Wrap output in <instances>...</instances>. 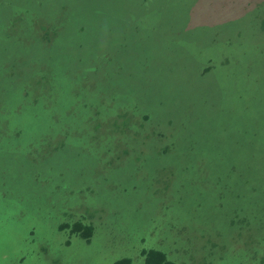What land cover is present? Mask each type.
Wrapping results in <instances>:
<instances>
[{
  "label": "rangeland",
  "instance_id": "374dc122",
  "mask_svg": "<svg viewBox=\"0 0 264 264\" xmlns=\"http://www.w3.org/2000/svg\"><path fill=\"white\" fill-rule=\"evenodd\" d=\"M46 1L44 9L36 8L30 16L35 23L46 14L42 18L48 23L37 21L36 30L41 25L48 28L50 23L59 27L67 20V14L76 12L86 13V27L89 29L94 26L92 20L99 17L100 8L106 6L103 2L119 0ZM219 1L166 0L162 7H165L169 27L153 32L145 29L148 34L130 38L126 47L131 61L123 63L122 67L133 71L136 80L126 85L128 79H119L117 84L122 92L138 96L139 109L146 106L152 110L151 120L132 112L133 127L143 132L136 139H130L128 127L113 124L120 111L107 117V128L105 125L95 128L87 118L88 126L83 124L81 133L75 132L74 136V140L77 134L80 137L74 149L79 159L55 162V169L47 171L46 159L42 155L48 148L60 144L55 129L73 126L77 119L72 114L79 110L78 101L89 102L100 96L101 73L86 69L90 64L87 52H71L72 58L80 53L78 57L83 60L66 66L55 79L48 78V74L43 80H37L48 82V87L55 89L56 102L47 108L54 117L44 116L46 104L42 100L34 105L26 101L28 96L10 101L17 113L18 123L13 124V128L28 126L23 114L21 116V101L26 102L31 112L29 147L34 155L19 152L7 157L6 164L12 177L4 182L11 185L0 187V198H7L12 203L8 200L0 202V264H114L122 258H130V264H144L143 252L147 249H160L177 264H264V173L249 174L254 184L251 187L247 183L250 178L246 175L240 177L237 172L208 175L206 170H185V165L190 163L185 158H156V149L165 145L164 138L170 133L194 151L209 146V130L205 124L186 140L190 126L195 128L198 122L191 118L192 114L199 116L202 110L194 99H186L183 111L179 110L182 85L175 99L176 110L172 100H165L160 110L148 104L151 103V94L161 95L164 88L175 81L181 80L190 87L204 66L217 62L214 59L217 56L226 53L228 60L231 59L229 52L236 56L247 54L252 62L259 57L260 62L256 64L259 66L255 68L263 70L256 73V77H260L257 95L264 98V87L260 86L264 80V0H226L229 11L235 15L225 14L228 22L217 21L220 14L215 11V5ZM113 17L116 19L117 16ZM112 25L115 27L116 22ZM19 28L18 22L14 26H3L0 20V59L9 50L13 34ZM186 36L199 44L198 56L192 63L199 62L200 65L204 60L201 68L182 65V58L186 63L189 60L182 45ZM72 42L69 43L73 45ZM23 43L26 45L25 40ZM63 45L64 49L58 55L53 53L51 45L47 46L50 54L59 57L50 59L57 69H60V63L64 65L69 59V51L65 49V43ZM212 53L217 56H211L214 60L207 62ZM139 60L144 62V68ZM239 60L241 62L242 58ZM39 68L43 70L40 75L44 74L41 60ZM219 70L206 73L210 82L212 78L214 81L221 78V71L217 74ZM168 92L171 93V89ZM223 102L229 104L230 98L222 99ZM210 103L217 104V100ZM99 106L100 100L92 108ZM185 113L190 119L184 118ZM158 117L165 119V123ZM169 117L172 121L167 120ZM182 120L187 123L185 128ZM258 122L259 119L248 122L245 125L248 133L243 127L242 134L236 137L249 138L251 127L257 126ZM117 129L128 134L126 141L121 139L122 130ZM46 138L44 147L40 148L38 142ZM174 145L169 150L177 151V143ZM262 151L264 156V148ZM4 160L1 158L0 162L5 165ZM66 198L71 203L68 204ZM14 201L22 208L15 206ZM35 205L40 207L39 215L30 220V208ZM72 210L77 218L93 221L94 231L89 242L73 235L76 237L70 236L71 243L64 245L67 236L55 231L60 222L69 219ZM45 237L52 242L47 249L43 241ZM233 241L236 242L232 244Z\"/></svg>",
  "mask_w": 264,
  "mask_h": 264
},
{
  "label": "trees",
  "instance_id": "16d2710c",
  "mask_svg": "<svg viewBox=\"0 0 264 264\" xmlns=\"http://www.w3.org/2000/svg\"><path fill=\"white\" fill-rule=\"evenodd\" d=\"M165 1L119 0L117 2H103L106 6L100 8L99 17L92 20L94 26L89 29L86 27V13L81 15L76 12L67 14L65 16L67 20L65 21L64 18H60V21L64 22L59 27L50 23V27L46 28L41 25L40 29L36 30L37 21H41L42 23L46 21L48 23L46 18H42L46 14L44 13L39 17L35 23H33L30 16L33 15V10L36 8H39L40 11L44 9L47 6L45 2L48 1L0 0V20L2 25L10 24L14 26L18 22V26H20L13 34L9 50L0 59V89L3 88L0 100V159H5V165L0 162V187L2 185L6 187L7 185H11L4 182V180L7 181L12 177V171L6 164L7 157L19 152H26L27 156L30 154L29 152L34 155L31 146L29 147L30 124L32 125L31 112L26 102L21 101L20 105L23 109L21 116L23 114L26 123L28 122V126L22 129L13 128V124L18 122L16 121L17 113L12 103L10 104V101H18L17 99L28 96L26 101L32 105L38 100H42L43 104H46L44 116L54 117V114L49 113L47 108L51 103L56 102L55 89L48 87V82H39L37 80H43L48 74H50L48 78L55 79L56 75L65 69L66 66L72 62H81L83 60V58L78 57L81 52L90 54L86 56L90 61L86 69L101 73L98 91L100 96L93 97L89 102L78 101L79 110L77 112L75 110L72 114L77 119V121H74L73 126H62L55 129V133L60 136V144L48 148L47 153L42 155L46 159L47 171L55 169V162H62L67 159L73 161L79 159L74 149L79 143L80 137L77 134L74 140V136L75 132L81 133L83 124L88 126L86 122L87 118L93 123V127L95 128L104 125L106 127L107 117L110 118L112 114L120 111L113 120L115 121L113 124L115 126L122 124L123 127H128L130 139H136L137 135L140 137L143 134L141 130L133 127L131 114L133 111H136L138 114H142V118L145 117L146 120H151L152 110H149L146 106L139 109L138 96L122 92L119 89L117 81L119 79H128L126 85H130L133 80H136L133 71L122 67L123 63L131 61V57L127 54L128 47H126L130 38H140L148 34L145 33V29L153 32L158 29L165 30L166 27H169L165 7H162ZM225 1L220 0L215 5V11L220 14V18L217 21L223 20V22H228L225 14L235 16L229 11L230 9L227 7ZM237 5L239 6V4ZM114 15L117 16L116 19L113 17ZM114 22H116L115 27L112 25ZM31 23L33 24L30 25ZM73 29L74 34H71ZM47 30L50 31L47 33ZM17 36L18 41H15ZM197 39L199 40V37ZM23 40L26 41V45H24ZM72 40L73 45L69 43ZM63 43H65V49L69 51V59L64 65L60 63V69H57L50 59L57 60L59 58L55 55H58L64 49ZM106 44H108V48H106ZM48 45H51L55 51L53 52L55 55L49 53L47 50ZM182 45L189 58L187 63L182 58V65L201 68V63H204V60L200 65L199 62H196V64L192 63L199 53L197 41L193 42L186 36L182 41ZM23 50L26 53L18 55L19 53H24ZM77 51L80 53H77L76 57L72 58L70 53ZM10 55L12 56L10 57ZM211 56L217 55L214 53L209 54L207 62L214 59H217V62L212 66H208V64L204 66L203 71L201 70L197 73L199 75L198 79L191 81L190 87L181 80L175 81L174 84L164 88V92L161 95L155 96L151 94V103L148 104L160 110L165 100H172L175 103L177 92L182 85L179 110L183 111V103L186 99H194V103L199 105L202 110L198 113L199 116L192 114L191 118L198 122L195 128L192 125L190 126L186 140L192 138L195 131L205 124L209 130V146H204L202 149L194 151L193 148L188 147L185 142L182 143L180 140L175 139L173 133H170L164 138L165 145H161L156 149V158L162 157L169 160H181L185 158L186 161L190 162L185 165V170L195 172L196 170H206V174L208 175L237 172L240 174V177H245V175L249 177L250 179L247 183L252 187L254 184L249 174L257 175L258 172L260 174L264 173V156L262 155V149L264 148V98H259L257 95L259 91L257 81L260 80V77H256V73L260 74L261 70H263L262 68L257 69L259 65L256 66L260 62V59L256 57V62H252L250 56L247 54L236 56L230 52L228 57L230 56L231 59L228 60L226 53L214 59ZM240 57L242 58L241 62L239 60ZM39 60L42 61L45 68L44 74L41 75L40 72L43 70L39 68ZM22 63L25 64L19 68L18 66ZM139 64L141 67H145L144 62L141 60H139ZM53 65L54 70H51ZM90 65L93 68H90ZM218 68L220 70L219 72L217 71V74L221 71V78L217 81H214L212 78L210 82L206 77V73L208 74V72ZM252 74L254 75L253 77H251ZM260 86L264 87V80L260 83ZM168 89H171V93L168 92ZM183 91H185V95H183ZM226 98H230L229 104L222 103V99ZM99 100L100 106L92 108ZM215 100H217V104L210 103V101ZM216 105L218 106L217 109L215 108ZM228 106H231V108H228ZM188 107H190L189 104ZM176 108L175 103V110ZM188 113L190 114V112ZM188 113H185L184 118L188 117L190 119ZM202 117L205 118L202 119ZM158 118L165 123V119ZM258 119V125L251 127L252 130L250 131L249 138L247 136L236 137L242 134L240 131L243 127L244 132L248 133L245 129L247 126L245 125ZM167 120L172 121V117H169ZM180 125L181 122L179 123V128ZM186 126L187 123L183 122V128ZM117 130L121 131L122 129ZM128 134L122 130L121 139L126 141ZM253 135H257V137H254L256 138L255 140H253ZM46 140L47 138L38 142L40 148L44 147ZM175 143L178 145V150H169V147L172 146L173 148ZM5 150H8L7 153L2 155ZM257 155L261 158H258ZM34 186L35 188L38 187L35 183ZM70 192L72 193V191ZM73 197L69 196V198ZM7 200V198H0V202ZM35 200L30 203V206ZM66 200H68V204L71 203L70 199L66 198ZM8 201L12 203L10 200ZM14 205L22 208L16 201H14ZM30 209L29 218L31 220L39 215L40 207L35 205ZM78 217L72 210L69 219L67 217L66 221L60 222L55 229L56 232L67 236L64 245H69L71 238L76 236L87 242L90 241L94 231L93 221ZM59 219L61 220L60 216ZM70 236L72 237L70 238ZM43 241L46 242V249L52 245V242L46 240V237ZM235 242L233 241L232 244ZM143 253L144 264H177L170 260L167 254L160 249H147ZM130 262V258H122L116 260L114 264H130Z\"/></svg>",
  "mask_w": 264,
  "mask_h": 264
},
{
  "label": "bare ground",
  "instance_id": "6f19581e",
  "mask_svg": "<svg viewBox=\"0 0 264 264\" xmlns=\"http://www.w3.org/2000/svg\"><path fill=\"white\" fill-rule=\"evenodd\" d=\"M32 243H36V242H34V241L32 240Z\"/></svg>",
  "mask_w": 264,
  "mask_h": 264
},
{
  "label": "flooded vegetation",
  "instance_id": "af4514ba",
  "mask_svg": "<svg viewBox=\"0 0 264 264\" xmlns=\"http://www.w3.org/2000/svg\"><path fill=\"white\" fill-rule=\"evenodd\" d=\"M0 83H1V80H0Z\"/></svg>",
  "mask_w": 264,
  "mask_h": 264
}]
</instances>
